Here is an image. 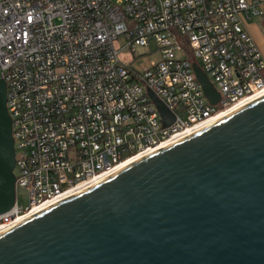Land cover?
Returning a JSON list of instances; mask_svg holds the SVG:
<instances>
[{
  "label": "built area",
  "instance_id": "2783aa9c",
  "mask_svg": "<svg viewBox=\"0 0 264 264\" xmlns=\"http://www.w3.org/2000/svg\"><path fill=\"white\" fill-rule=\"evenodd\" d=\"M260 16L264 0H0L16 164L0 230L263 91L264 59L244 26ZM151 55L158 59L137 66Z\"/></svg>",
  "mask_w": 264,
  "mask_h": 264
},
{
  "label": "water",
  "instance_id": "95a60500",
  "mask_svg": "<svg viewBox=\"0 0 264 264\" xmlns=\"http://www.w3.org/2000/svg\"><path fill=\"white\" fill-rule=\"evenodd\" d=\"M5 90L0 80V214L16 180ZM0 264H264V98L7 230Z\"/></svg>",
  "mask_w": 264,
  "mask_h": 264
},
{
  "label": "bare ground",
  "instance_id": "6f19581e",
  "mask_svg": "<svg viewBox=\"0 0 264 264\" xmlns=\"http://www.w3.org/2000/svg\"><path fill=\"white\" fill-rule=\"evenodd\" d=\"M261 98H264V90L259 92V93H256V94L252 95L250 98L242 100V101L238 102L237 104L226 108L225 110H222V112L219 113V115H217L216 117L208 120V122H206L204 124H201V125H197L194 128H192V129H188L187 131H185L183 133H180L178 136L173 137L172 139H170L169 141L165 142L164 144H161L157 148L151 149V151H148L147 153L140 154V155H138V156H136V157H134L132 159H129V160L125 161V162H122L120 165H118L115 169H113L108 174H105V175H102L100 177H97V178L93 179V181H89V182H87L85 184L80 185L78 188H76L73 191H68V193H65L64 195L59 196L56 199H52V200H50V201H48V202H46V203H44L42 205L36 206V208H34L32 211H30L29 213L25 214L24 216H21V218H19L16 222L21 224V222H23L24 220H26V219H28L30 217L35 216L37 213L45 211V210L49 209L51 206L56 205L58 203H61V202L65 201L66 199L74 197V196L78 195L79 193L89 189L93 185H95V184L107 179L111 175L121 171L123 168H125V167H127V166H129V165H131L133 163H136V161H138L139 159H142V158H144V157H146L148 155H151V153L163 150V149H165L168 146H171V145H173L175 143H178V142H180V140H182L184 138H187V137L193 135L194 133H196L198 131L203 130L204 128L208 127V125H210V124H212L214 122H217L219 120H222L224 117L230 115L231 113L236 112L238 109H241V108H243L245 106H248L252 102L260 100ZM7 230H9V229L0 230V235L5 233V232H7Z\"/></svg>",
  "mask_w": 264,
  "mask_h": 264
},
{
  "label": "crops",
  "instance_id": "0c3cea01",
  "mask_svg": "<svg viewBox=\"0 0 264 264\" xmlns=\"http://www.w3.org/2000/svg\"><path fill=\"white\" fill-rule=\"evenodd\" d=\"M244 26L264 59V16L253 17Z\"/></svg>",
  "mask_w": 264,
  "mask_h": 264
},
{
  "label": "rangeland",
  "instance_id": "374dc122",
  "mask_svg": "<svg viewBox=\"0 0 264 264\" xmlns=\"http://www.w3.org/2000/svg\"><path fill=\"white\" fill-rule=\"evenodd\" d=\"M113 1L114 3H117L118 1H122V0H111ZM141 50V49H140ZM158 58L156 55H151V56H148V57H145L144 59L140 60L138 63H137V66L139 65H144V66H148V64L151 62V61H156ZM19 201L20 203L22 204H26L27 200H26V196L25 194H22L21 196H19Z\"/></svg>",
  "mask_w": 264,
  "mask_h": 264
}]
</instances>
